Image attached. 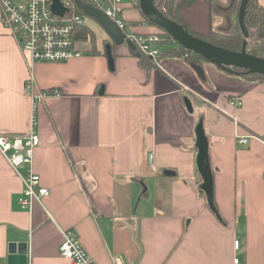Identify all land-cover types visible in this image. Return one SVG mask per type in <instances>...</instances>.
Masks as SVG:
<instances>
[{"label":"crops","instance_id":"1","mask_svg":"<svg viewBox=\"0 0 264 264\" xmlns=\"http://www.w3.org/2000/svg\"><path fill=\"white\" fill-rule=\"evenodd\" d=\"M69 1L83 24L74 35L81 53L65 61H30L0 21V134L26 136L33 94L59 91L35 107L31 168L49 189L41 201L20 206L23 182L0 153V264H8V244L20 241L27 264H73L59 253L63 229L95 264H232L234 256L264 264V82L208 59L188 62L168 51L177 43H165L153 62L124 39L116 44ZM180 12L199 34L222 21L206 0ZM122 15L135 32L165 31L138 0H124ZM234 98L242 104L231 105ZM198 122L212 205L196 166Z\"/></svg>","mask_w":264,"mask_h":264},{"label":"built area","instance_id":"2","mask_svg":"<svg viewBox=\"0 0 264 264\" xmlns=\"http://www.w3.org/2000/svg\"><path fill=\"white\" fill-rule=\"evenodd\" d=\"M91 1L123 31L124 41L135 45L140 53L153 62L159 61L165 43L176 41L172 36H165L163 31L139 33L132 30L122 15L124 0ZM51 2L52 0H24L22 3H15L12 0H0L1 24L13 32L22 54L27 55L32 62H61L81 53L74 45V35L76 28L83 24V16L74 9L69 0H63L66 9L62 15L51 10ZM58 93L55 88H46L33 94L31 129L26 136L0 134V153L23 182L22 194L18 199L22 208L29 206L33 200L41 201V197L49 192L47 187L40 185L39 175L31 168L33 151L39 144V136L34 129L35 107L45 96ZM229 103L240 106L242 100L234 98ZM247 141V136L238 139L243 144ZM151 158L149 154V163ZM61 234L62 240L58 247L61 256L70 259L73 264H95L73 230L63 229ZM233 245L238 248L237 239L233 241ZM232 264H239L237 256L233 257Z\"/></svg>","mask_w":264,"mask_h":264},{"label":"water","instance_id":"3","mask_svg":"<svg viewBox=\"0 0 264 264\" xmlns=\"http://www.w3.org/2000/svg\"><path fill=\"white\" fill-rule=\"evenodd\" d=\"M77 5L83 10L94 16L99 24L102 26L108 36L116 43L123 42V33L121 29L111 21L103 11L92 6L91 4L83 3L80 0H75ZM249 0H240L238 7V23L244 35L241 49L238 51L231 50L225 47L215 45L198 36L191 34L185 28L184 24L177 23L166 16H164L154 4V0H138V4L142 12L149 18L150 21L168 32L180 45L194 53H198L206 59L218 64L222 68L227 66L239 67L246 72H258L264 74V57L252 55L246 52L245 42L248 31L244 24V15L246 6ZM66 7L60 0H52L51 10L59 15H62ZM132 45L131 43H129ZM107 58L109 64L112 62L110 50L107 49ZM196 135V166L202 177L200 187L206 194L207 201L212 205L213 198V181L208 160L207 147L208 143L204 135L202 124L198 122L195 126ZM8 264H27L26 242H10L8 244Z\"/></svg>","mask_w":264,"mask_h":264},{"label":"trees","instance_id":"4","mask_svg":"<svg viewBox=\"0 0 264 264\" xmlns=\"http://www.w3.org/2000/svg\"><path fill=\"white\" fill-rule=\"evenodd\" d=\"M154 1L157 8L163 15L177 23L184 24L187 31L193 35L231 50L238 51L241 49L244 35L240 29L237 17L240 0H206L211 13L220 15L222 19L220 25L211 28L207 34L194 32L183 21L182 14L180 12L181 7L191 5L195 0ZM244 24L248 31L245 42L246 52L252 55L264 57V7L259 5L257 0H249L244 15ZM86 33V31L84 33L82 31L84 37L87 36ZM163 34L167 37L171 36L166 31H163ZM173 43H177L178 50L170 49L168 50L170 53L179 55L193 64L199 63L200 60H206V58L202 55L184 48L178 42L175 41ZM225 69L229 72H236L246 79L264 82V74L262 73L246 72L245 70L235 66H227Z\"/></svg>","mask_w":264,"mask_h":264},{"label":"rangeland","instance_id":"5","mask_svg":"<svg viewBox=\"0 0 264 264\" xmlns=\"http://www.w3.org/2000/svg\"><path fill=\"white\" fill-rule=\"evenodd\" d=\"M89 18H92V17H86L85 19H84V21L86 22V23H88V24H91V21H90V19ZM93 26H94V28H95V30H96V32H97V34L98 35H102V33H103V30L101 29V27L97 24V22H93Z\"/></svg>","mask_w":264,"mask_h":264}]
</instances>
